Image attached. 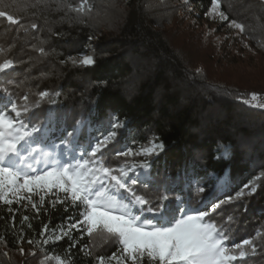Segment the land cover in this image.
<instances>
[{"label":"trees","instance_id":"trees-1","mask_svg":"<svg viewBox=\"0 0 264 264\" xmlns=\"http://www.w3.org/2000/svg\"><path fill=\"white\" fill-rule=\"evenodd\" d=\"M90 2L101 15L85 24L75 19L62 21L63 12H48L49 23L25 35L0 21V47L14 44L9 56L21 61L10 70V76L14 83H23L12 90L61 93L53 106L57 112L53 135L61 127L71 131L83 119L90 126L82 129L80 142L87 143L89 135L97 134L96 128L106 133L110 117H119L126 125L119 130L121 144L117 147L159 136L165 149L153 158L152 175L158 174L163 182L166 176L175 178L187 171L183 186L191 180L194 198L198 180L206 182L201 185L208 190L205 195L215 192L223 198L224 193L232 194L264 173V109L243 102L251 92L264 95V30L242 34L259 55L255 65H244L241 60H227L215 35L201 29L202 16L187 12L194 4L204 15L211 0H189V5L184 0ZM222 8L230 19L255 24L260 17L264 22V0H222ZM57 32L63 35L57 37ZM90 36L95 39L89 41ZM33 37L48 41L47 56L31 48V44H38ZM89 45L94 49L95 65L60 63L69 55L92 54L85 51ZM196 69L201 73L196 74ZM241 95L243 99H238ZM48 107L37 110L38 119L44 118ZM257 184L254 194L220 210L224 217L235 218L237 241L264 230V178ZM175 192L183 195L179 187ZM76 214L58 205L42 210L36 218L30 206L19 207L15 228L16 233L23 228L25 241L21 246L27 253L32 248L27 239L39 238L43 224L56 228ZM11 215L0 204V235L7 241L6 245L0 243V264H39L43 254L32 257L19 253L16 233L10 227ZM24 215L30 217V228L20 223ZM73 236L80 239L72 249L73 264H93L92 258L80 251L89 243L88 238H80L78 232ZM68 244L66 238L46 246L45 253L64 258ZM262 249L258 243L256 253L245 264H264ZM115 250L114 245H104L97 254L110 255Z\"/></svg>","mask_w":264,"mask_h":264},{"label":"snow or ice","instance_id":"snow-or-ice-1","mask_svg":"<svg viewBox=\"0 0 264 264\" xmlns=\"http://www.w3.org/2000/svg\"><path fill=\"white\" fill-rule=\"evenodd\" d=\"M189 5V0H184ZM231 9L232 5L227 6ZM188 11H192L189 5ZM63 12L60 17L69 22L75 19L85 24L100 17L90 0H0V21L15 27L17 34L40 31L49 20L45 13ZM212 19L227 22L228 27L238 30V35L264 30V22L256 18L255 24L230 19L222 8V0H211L206 13ZM51 31V29H49ZM57 37L62 33H54ZM38 44L31 48L41 56H47L48 41L33 37ZM95 39L90 36L89 41ZM39 45V46H38ZM264 46V45H261ZM15 47H0V204L11 213V230L16 233L15 213L19 207H31L36 218L41 211L63 206L65 212L76 211L68 216L67 223L49 228L43 224L39 238L27 239L32 248L26 253L23 228L16 233V244L21 255L35 257L43 254L39 264H73L72 249L80 239L87 237L89 243L80 249L91 257L93 264H245L257 251L258 243L264 246V230L237 241L235 218L221 214L223 206L241 200L257 191L261 173L232 194L223 198L205 195L201 186L205 181H196L195 198L191 180L184 182V175L165 177L152 175L155 157L165 149L159 136L146 138V142L131 141L122 145L118 140L119 130L126 121L112 116L108 131L96 128V135H89L87 143L80 142L82 129L89 121L78 120L71 131L61 127L56 135L52 127L57 119L54 105L61 93L52 90H28L14 92L21 87L12 81L10 70L21 61L10 58ZM245 47H248L245 44ZM85 51L92 54L69 55L61 64L88 67L96 63L94 49L89 45ZM201 69L195 73L200 74ZM243 99V96L237 97ZM261 96L251 92L243 102L264 109ZM43 105L49 107L44 118L38 119ZM183 195L176 194V188ZM27 202V203H25ZM16 205V208H13ZM30 217L22 216L21 225L30 228ZM69 241L65 257L45 253L46 246L59 241ZM0 243L7 244L0 235ZM115 246L110 255L97 254L104 246ZM264 250V249H262ZM8 255L7 252L4 253Z\"/></svg>","mask_w":264,"mask_h":264},{"label":"rangeland","instance_id":"rangeland-1","mask_svg":"<svg viewBox=\"0 0 264 264\" xmlns=\"http://www.w3.org/2000/svg\"><path fill=\"white\" fill-rule=\"evenodd\" d=\"M190 6L192 11H188L187 9V12L202 16L201 29L205 33L215 35L218 47L227 60H241L244 65H255L259 61L257 51L251 46L245 36L238 35V30L229 28L227 22L222 23L218 19H212L206 14L202 15L198 7L194 4ZM245 44L248 47H245ZM260 102L264 103V95L261 96Z\"/></svg>","mask_w":264,"mask_h":264}]
</instances>
